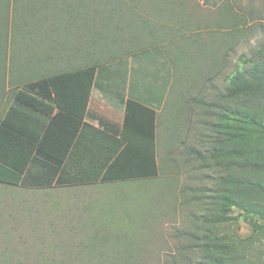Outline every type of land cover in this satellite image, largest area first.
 Instances as JSON below:
<instances>
[{
    "label": "rangeland",
    "instance_id": "rangeland-1",
    "mask_svg": "<svg viewBox=\"0 0 264 264\" xmlns=\"http://www.w3.org/2000/svg\"><path fill=\"white\" fill-rule=\"evenodd\" d=\"M4 1L0 0V117L11 103L13 88L78 65L76 58H39L38 51L49 41L42 33L45 29L26 25L29 10L15 11V0L9 6ZM132 4L135 37L130 46L157 50L159 60L167 61L157 69L171 78L165 100L160 91L149 89V80L135 88L160 102V174L107 188L22 190L0 185V264H189L202 260L206 234L242 241L241 254L264 264V219L256 222L258 218L233 207L230 214L236 218L223 224L207 221L213 214L216 179L223 171L215 162L191 154V149L208 153L219 146L210 127L217 121V106L197 105L194 98L225 104L221 94L227 76L250 65L243 56L261 59L264 0ZM121 6L122 0H102V27L96 34L102 35L99 42L105 49L102 68L116 74L126 73L131 63L136 67L131 54L124 53L129 46L121 40L130 34L131 27L125 25L132 26L129 16L114 13ZM85 37L80 43L87 50L94 37L92 42L89 34ZM157 64L150 67L157 70ZM93 218L107 237L85 236Z\"/></svg>",
    "mask_w": 264,
    "mask_h": 264
},
{
    "label": "trees",
    "instance_id": "trees-1",
    "mask_svg": "<svg viewBox=\"0 0 264 264\" xmlns=\"http://www.w3.org/2000/svg\"><path fill=\"white\" fill-rule=\"evenodd\" d=\"M5 1V5H12V1ZM132 2L122 0V6L114 11L121 16L128 15L132 25L125 24L131 30L127 39H121L129 46L124 53L131 54L140 72L147 66L151 71L150 66L155 67L156 63V69H162L167 61L159 60L161 54L157 50L145 48L143 44L130 46L134 44L135 37L136 13ZM22 7L29 10L26 25L44 28L42 33L48 37L44 39L49 41L38 51L39 58L43 57L46 61L55 56L66 61L76 58L78 65L26 82L22 88H13L11 103L0 117L1 187L13 185L51 189L73 184L157 177L164 164L159 161V114L156 109L132 98L126 102L119 137L107 134L110 148L104 164L95 158L87 162L85 167L89 168L85 170L92 174L91 178L66 175L67 168L75 167L69 164L68 156L75 152L77 127L67 142L51 145L48 139L58 120L68 116L82 120L86 116L96 72L106 60L101 57L105 51L99 42L102 35H96L102 27V0H15L13 10ZM88 21L90 24H86ZM22 24L20 26L23 27ZM88 34L90 42L94 37V45L85 50L80 42L81 39L86 41ZM258 52L261 59L243 56L244 63L250 65L241 66L227 76V84L221 94L225 104L210 103L203 98L193 100L197 105L217 106V121L210 123V127L217 133L219 146L208 153L191 149V154L197 155L200 161H213L223 171L216 179L213 214L207 219L213 223L223 224L236 218L230 214L233 207L258 218L256 222L264 219V48ZM28 68L32 70L31 66ZM159 69L143 76L152 81H163L162 86L166 90L171 81L170 74H163ZM66 79L69 81L66 82ZM37 111L41 112L42 118H35ZM36 120L43 124V134L38 140L26 137L24 133L33 131ZM123 160H128V165L112 171L110 161L117 164ZM106 165L110 170L105 171L108 173L102 178V167ZM256 226L260 225L257 223ZM100 235L107 237L99 229L98 220L93 218L85 236ZM205 236L207 242L202 260L189 264H263L241 254L242 241H231L217 234Z\"/></svg>",
    "mask_w": 264,
    "mask_h": 264
},
{
    "label": "crops",
    "instance_id": "crops-1",
    "mask_svg": "<svg viewBox=\"0 0 264 264\" xmlns=\"http://www.w3.org/2000/svg\"><path fill=\"white\" fill-rule=\"evenodd\" d=\"M132 62V61H131ZM136 65V64H135ZM148 66L146 70L142 72L137 70V67L133 66L132 63L130 65V69L124 73L121 71V74H116L114 70L103 69L102 67L99 68L95 75L93 89L91 91V99L90 103L87 107L86 116L81 120L78 117H65L61 120L55 122L51 132H50V139L48 142L51 145H55L59 142H67L72 135L73 129L77 127V135L75 139L74 145V153L68 156L69 164L75 166L74 168H67L66 175L67 176H75L77 178L85 179L91 178L89 172L85 169L89 167H85L87 162L91 158H95L96 160L102 162L104 164V159L107 156L109 146L107 142L108 135H113V137H119V131L122 129L123 120L126 112V102L129 98L142 102L159 112L158 106L160 102H157L158 97L155 99H150L148 94L145 96L142 95V89L137 90L136 85L138 82L145 85H153L152 87L149 86V89L152 91H160L162 96H164L165 100V91L169 90V85L167 89L162 86L163 81H152L149 78L146 79L143 75L150 74L151 72L155 71V69H151L148 71ZM61 71V70H58ZM57 71V72H58ZM114 73V74H113ZM124 73V74H123ZM153 76V74H152ZM127 80V90L125 91V83L123 84V80ZM36 80V79H35ZM132 80V82H131ZM26 81V82H30ZM66 82L69 81L68 79L65 80ZM25 82V83H26ZM147 82V83H146ZM19 86V88H22ZM123 84L122 88L115 89L116 85ZM144 87V86H143ZM145 90V89H144ZM148 90V88H146ZM158 94V93H157ZM160 96V93H159ZM163 98V97H162ZM162 100V99H161ZM164 103V102H163ZM158 104V105H157ZM163 105V104H162ZM56 110L52 113L54 115ZM159 114V113H158ZM35 118H42L41 112L37 111L35 113ZM81 120V123L79 121ZM34 126L32 127V132L24 131L27 134L26 137L33 138L34 140H38L41 138L43 134L42 130V122H34ZM159 126V125H158ZM108 134V135H107ZM158 138H159V128H158ZM26 139V138H25ZM98 153V154H97ZM110 167L112 171L119 170L124 165H128V160H123L116 164V162L110 161ZM109 164V163H108ZM115 165V166H114ZM104 166V165H103ZM108 165L106 167H102L101 176L103 178L108 171L110 170ZM113 173V172H112ZM113 174L110 176L112 177ZM147 179V178H146ZM146 179H137V180H146ZM137 181L134 178L127 179V180H111L108 182H98L92 184H73L68 187H53L49 188L50 190L56 188H84L93 185H100L102 187H112L119 182L123 181ZM11 187V186H9ZM24 189L35 190L32 188H23L20 186H15ZM106 187V188H107Z\"/></svg>",
    "mask_w": 264,
    "mask_h": 264
}]
</instances>
